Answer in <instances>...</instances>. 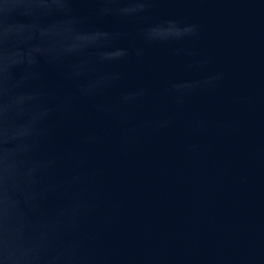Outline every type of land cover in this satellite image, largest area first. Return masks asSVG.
Listing matches in <instances>:
<instances>
[{"label":"water","instance_id":"95a60500","mask_svg":"<svg viewBox=\"0 0 264 264\" xmlns=\"http://www.w3.org/2000/svg\"><path fill=\"white\" fill-rule=\"evenodd\" d=\"M0 264H264V0H0Z\"/></svg>","mask_w":264,"mask_h":264}]
</instances>
